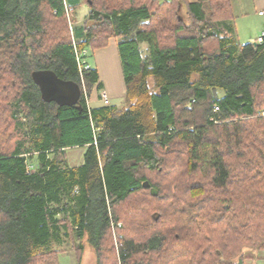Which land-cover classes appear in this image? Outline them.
Wrapping results in <instances>:
<instances>
[{
  "label": "trees",
  "instance_id": "1",
  "mask_svg": "<svg viewBox=\"0 0 264 264\" xmlns=\"http://www.w3.org/2000/svg\"><path fill=\"white\" fill-rule=\"evenodd\" d=\"M80 1L0 0V264L81 260L85 237L96 264H245L264 250V35L240 40L232 0H84L76 24ZM111 39L127 105H92L83 51ZM41 68L83 80L80 107L44 100Z\"/></svg>",
  "mask_w": 264,
  "mask_h": 264
},
{
  "label": "rangeland",
  "instance_id": "2",
  "mask_svg": "<svg viewBox=\"0 0 264 264\" xmlns=\"http://www.w3.org/2000/svg\"><path fill=\"white\" fill-rule=\"evenodd\" d=\"M86 6L87 5H83V7H78L75 9L74 12L76 14L78 13L77 16H79L82 13L83 9H86ZM244 17H245V20H244L245 24L242 25V31L241 30L238 31V36L240 37L241 41H246L244 39V37H242L241 35H244L246 31L254 29V27L256 26L255 21L258 18L256 13H253V12H250L249 14L245 15ZM76 24H81V23H76ZM239 34H241V35H239ZM111 40H112V43L110 44V48L112 49V45H115V48H114V50H115L114 56L115 57H112L110 55L106 58V61H105V58L101 55L102 52H100L99 57H98V56H96V54H94L95 49H91V48H87L85 50V52L83 51V53L87 54L86 58L89 61V63H91L93 66H95V67L98 66L100 68V66H99V63H100L102 68H105L106 70H108L109 76H110V78L113 79V81L116 78V74H115L114 69H116V70L119 69L123 84H118L115 87V85L113 83L114 87L111 86L109 88V91L111 93L112 92L119 93L117 91H118V89L119 90L121 89L122 92L119 94H114L113 96H110V103H114V104H117L119 106H125V105H127V99L125 97V82H124V77H123V73H122V69H121V63H120V58H119V53H118V48H117V41L115 39H111ZM107 47L108 46L102 47V49L107 48ZM107 50L109 51V48L102 50V51L105 52ZM102 57H103L104 61H102ZM82 63H84V62H82ZM82 88L84 89L85 93L86 92L88 93L86 84L84 83L83 80H82ZM93 96H95V98H96L97 93L94 92L93 95L88 96L87 101L89 104L93 103V101H92V99H94ZM101 102H104V101L102 100ZM95 103L97 104V103H99V101H96ZM84 149L85 148L81 147V146L69 148V150H68L69 160L72 164H78L79 162H81L83 160ZM71 242H73V240L70 238H67V240H65V242L62 246L71 245ZM76 242L78 243L79 240L76 239ZM83 245H84V250L81 254V260L78 258V251L76 249L72 248L70 250L60 252L59 262L57 264H96L97 257H96L95 249L93 248L92 244L88 242L87 237H85V239L83 240ZM245 264H264V250H261L257 253L253 252V251H247Z\"/></svg>",
  "mask_w": 264,
  "mask_h": 264
},
{
  "label": "crops",
  "instance_id": "3",
  "mask_svg": "<svg viewBox=\"0 0 264 264\" xmlns=\"http://www.w3.org/2000/svg\"><path fill=\"white\" fill-rule=\"evenodd\" d=\"M72 1H78V0H72ZM192 2H195L197 0H190ZM83 5H87L86 6V9H83L82 13L78 15V13L76 14L75 12L72 13L73 15V18L75 19V23H82L83 21L86 20L87 18V15H88V12H89V5L84 1V0H81L80 3L77 5L76 8L78 7H83ZM232 9H233V13L236 15V24L238 25L237 26V30H241L242 31V25L245 24L244 20H245V15L249 14L250 12H253V13H256L257 15V19H256V26L254 27V29L252 30H249V31H246L244 35H241L242 37H244V39L247 41V40H253V39H256L263 31H264V0H232ZM261 11H263V13H261ZM244 31V30H243ZM251 40V41H252ZM112 43V40L109 42V44L107 45L109 48V51H102V50H105L107 48H96L95 51H94V54H96V56L99 57V54L100 52L101 55L105 58V61H106V58L108 56H112V57H115L114 54H115V45H112V49L110 48V44ZM114 44V43H113ZM102 57V61H104ZM91 64V63H90ZM92 65V64H91ZM99 66L100 68L97 66L98 70H99V74H100V79L103 83V88L100 90V97L99 95L97 94V97L95 98V96H93L94 99H92L93 104H96L95 102L96 101H99V103L97 104H100L102 103V99H101V92L102 91H105L109 98L110 96H113L114 94H119L122 92V90L118 89L117 92L119 93H116V92H110L109 91V88L111 86L115 87L118 85V84H123L122 83V78H121V74H120V71L119 69H114L115 71V74H116V78L113 79L110 78L109 76V72L108 70H106L105 68H102V66L100 65L99 63ZM105 69V70H104ZM119 71V72H118ZM114 83V85H113ZM108 87V88H107ZM114 91V90H113ZM82 163L79 162L78 164Z\"/></svg>",
  "mask_w": 264,
  "mask_h": 264
},
{
  "label": "water",
  "instance_id": "4",
  "mask_svg": "<svg viewBox=\"0 0 264 264\" xmlns=\"http://www.w3.org/2000/svg\"><path fill=\"white\" fill-rule=\"evenodd\" d=\"M32 77L39 86L44 100L55 101L60 105H78L80 107L82 86L78 81L62 78L50 68L35 69L32 72Z\"/></svg>",
  "mask_w": 264,
  "mask_h": 264
},
{
  "label": "built area",
  "instance_id": "5",
  "mask_svg": "<svg viewBox=\"0 0 264 264\" xmlns=\"http://www.w3.org/2000/svg\"><path fill=\"white\" fill-rule=\"evenodd\" d=\"M261 13H263V11H261ZM263 35H264V31L256 38V39H253L252 41L253 42H257V41H261L262 40V38H263ZM84 52H85V50H84ZM79 57H78V59L80 60V58H81V53H79ZM82 62H84V61H82ZM80 64H81V60H80V62H79ZM85 63V62H84ZM81 66H84V67H88L89 65L87 64V65H83V64H81ZM101 99L105 102V103H110V98H109V96H108V94L105 92V91H102L101 92Z\"/></svg>",
  "mask_w": 264,
  "mask_h": 264
}]
</instances>
